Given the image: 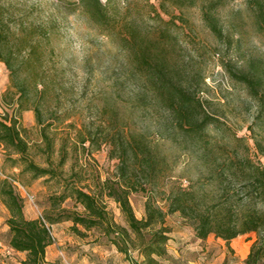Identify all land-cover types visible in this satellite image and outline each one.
<instances>
[{
  "label": "rangeland",
  "instance_id": "obj_1",
  "mask_svg": "<svg viewBox=\"0 0 264 264\" xmlns=\"http://www.w3.org/2000/svg\"><path fill=\"white\" fill-rule=\"evenodd\" d=\"M0 1L12 32L16 37H27L33 47L30 50L29 46L20 57V62H25L20 80H27L29 109L21 113L16 110L13 102L18 98V90L10 71L1 62L0 112L16 113L30 144L31 158L43 167L57 169L54 177L21 174V168L14 166L6 149L0 146V188L10 177L28 187L35 195L34 204L13 186L24 201L28 218L43 216L47 220L50 197L61 194L67 180L97 192L108 178L118 179L120 150L115 147L113 136H117V143L126 145L131 133L146 132L159 162L148 190L130 196L138 218L144 217L149 196L166 211L168 195L181 184L193 185L202 193L216 191L217 195L228 189L233 192L230 199L239 208L264 211L260 199L245 197L247 189H242V182L231 183L233 176L228 178L230 173L225 175L218 170L229 158L250 157L264 166L261 101L246 83L233 75V72L258 74L263 79L261 93L264 92V29L257 25L247 0H219L213 14L219 21L221 36L203 18V7L214 0H197L196 5L183 8L185 21L177 20L178 25H171L187 81L199 91L208 110L221 120L219 127H211L205 133L208 146L187 138L172 124H165L164 109L153 105L145 108L137 101L141 82L131 72L128 51L116 37L104 35L77 11V0ZM127 1H119L122 10ZM132 2L138 3L133 15L144 18L143 24L160 26L147 14L146 0ZM35 107L40 109L42 124ZM110 121L112 124H107ZM44 125L52 138V151L47 149L42 134ZM89 135L96 140L90 148L89 142L83 145L81 141ZM65 153L66 163L60 167ZM128 162L133 169L137 167L132 155ZM212 198L209 194L207 201L222 199L219 195ZM103 200L115 220L128 226L119 204L108 196ZM63 206L84 211L72 199ZM9 217V209L0 196V264H23L26 253L10 247ZM166 223L171 228L168 256L158 258V264H247L251 247L259 239L257 231L239 235L231 240L230 249L227 241L215 233L206 239L199 238L194 223L180 213L169 214ZM71 226V222L51 225L55 239L48 249L50 264H67L65 258L72 264H146L138 249L122 252L100 232L88 231L83 237L74 233Z\"/></svg>",
  "mask_w": 264,
  "mask_h": 264
},
{
  "label": "trees",
  "instance_id": "obj_2",
  "mask_svg": "<svg viewBox=\"0 0 264 264\" xmlns=\"http://www.w3.org/2000/svg\"><path fill=\"white\" fill-rule=\"evenodd\" d=\"M119 1L121 0H108L103 3L102 0H79L75 4L76 10L88 21L98 27L104 35L116 37L123 49L128 51L131 72L137 75L141 82L140 97L137 101L145 108L153 105L164 109L165 124H172L176 131L183 132L187 138L205 142L208 146L205 133L211 127H219L221 120L208 110L199 91L187 81V72L179 59L177 37L171 29L172 24L178 25L177 20L185 21L183 8L196 5L197 0H146L144 7L147 14L160 24L153 27L143 24L144 18L133 15L138 3L134 4L132 0H128L127 6L122 10ZM247 1L257 25L264 29V0ZM218 3L219 0H214L208 7H203V18L212 31L221 36L219 21L213 14ZM171 7L174 10H171ZM176 10L179 13H175ZM165 15L169 16V19H166ZM15 35L8 14L0 1V62L6 65L17 87L18 98L13 104L17 105L16 110L21 113L29 109L26 104L29 94L27 80H20V71L25 65V62H20V57L23 51L32 46L27 37ZM32 49L33 47L30 50ZM233 75L246 83L260 99V113L264 116V92L261 93L263 79L258 74L252 75L249 72H233ZM35 109L42 124L40 109ZM105 110L107 113V109ZM42 134L47 141V149L52 151V138L47 133L46 125L42 127ZM148 136L147 132L131 133V138L125 145L117 143V136L114 135L115 147L120 150L121 166L118 179L108 178L97 192L85 190L74 180H67L63 192L50 197L51 206L46 213V221L51 225L71 221L72 231L83 237L88 235V231H98L120 251L128 253L130 248L138 249L145 256L146 264H158V258L168 256L167 245L171 240V228L166 223L167 216L180 213L182 217L194 223L199 238L206 239L215 233L227 241L230 249L232 239L257 231L259 239L252 245L246 263L264 264V211L249 207L239 208L238 204L230 199L233 192L228 189L222 194L218 193L219 197H222L221 200L208 202L209 194L213 198L218 196L216 191L202 193L193 185L181 184L168 195L166 211L149 196L144 217H137L130 196L133 192H146L148 183L158 170V153L151 146ZM81 141L83 145L89 142V148L96 143L92 135L82 137ZM100 145L98 143L97 147ZM0 146L6 149L14 166L21 168V174L31 173L34 178L57 176V169L43 167L31 158L30 144L24 136V129L20 127L16 113L0 112ZM89 148L85 147L86 150ZM205 149L210 151L208 147ZM131 155L137 163L135 169L128 162ZM66 157V153L62 155L60 167L65 165ZM218 170L225 175L230 173L228 178L233 176L231 183L235 180L242 182V189H247V199H260L264 204V166L250 157L229 158L220 164ZM0 196L10 212L7 220L11 234L10 247L17 252L26 253L23 264H50L47 261V249L54 243L50 228L42 218L26 216L24 201L9 179H6L0 188ZM105 196L119 204L128 226L115 220L103 200ZM68 199H72L76 206H82L84 211L63 206Z\"/></svg>",
  "mask_w": 264,
  "mask_h": 264
},
{
  "label": "built area",
  "instance_id": "obj_3",
  "mask_svg": "<svg viewBox=\"0 0 264 264\" xmlns=\"http://www.w3.org/2000/svg\"><path fill=\"white\" fill-rule=\"evenodd\" d=\"M79 1V0H77ZM103 3H107L108 0H102ZM9 181L13 184V186L22 194L21 196L28 200L30 203L34 204L35 201H36V198H35V195L28 189V187L23 184L19 179H16V178H8ZM44 222L47 224V226L50 228L51 232H52V228H51V225L44 219V217L42 216L41 217ZM52 235H53V232H52ZM54 238V236H53ZM55 239V238H54ZM65 261L67 262V264H72V263H69L66 258H65Z\"/></svg>",
  "mask_w": 264,
  "mask_h": 264
},
{
  "label": "crops",
  "instance_id": "obj_4",
  "mask_svg": "<svg viewBox=\"0 0 264 264\" xmlns=\"http://www.w3.org/2000/svg\"><path fill=\"white\" fill-rule=\"evenodd\" d=\"M1 63V62H0ZM66 222H71V221H66ZM64 223V222H63ZM62 224V223H61ZM58 225H60V223H58V224H54V225H52L53 227H55V226H58ZM71 225H72V222H71ZM53 246V244L52 245H50L49 247H48V249L50 248V247H52ZM48 249H47V254H48ZM47 261L49 262V258H48V256H47Z\"/></svg>",
  "mask_w": 264,
  "mask_h": 264
}]
</instances>
